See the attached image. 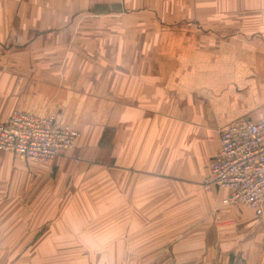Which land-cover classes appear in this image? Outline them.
<instances>
[{"label": "crops", "instance_id": "obj_1", "mask_svg": "<svg viewBox=\"0 0 264 264\" xmlns=\"http://www.w3.org/2000/svg\"><path fill=\"white\" fill-rule=\"evenodd\" d=\"M16 109L81 131L42 163L0 151V195L38 194L17 264H264V209L202 187L221 130L264 117V0H0Z\"/></svg>", "mask_w": 264, "mask_h": 264}, {"label": "built area", "instance_id": "obj_2", "mask_svg": "<svg viewBox=\"0 0 264 264\" xmlns=\"http://www.w3.org/2000/svg\"><path fill=\"white\" fill-rule=\"evenodd\" d=\"M81 131L55 116L20 109L0 123V151L42 163L75 148ZM209 193L226 191L224 206L245 204L258 215L264 209V117L239 119L220 132V147L202 181Z\"/></svg>", "mask_w": 264, "mask_h": 264}, {"label": "rangeland", "instance_id": "obj_3", "mask_svg": "<svg viewBox=\"0 0 264 264\" xmlns=\"http://www.w3.org/2000/svg\"><path fill=\"white\" fill-rule=\"evenodd\" d=\"M21 158V157H20ZM35 163V162H33ZM34 183H28V186H33ZM38 194L34 193V190H28L27 194H2L0 195V221L8 220L9 218L12 221V224L9 227L11 241L4 243L5 249H10L11 257L5 258V260L10 261L11 264H17L19 258L17 253L26 247L27 252H30L34 247L35 243L29 240V237H32L38 227L32 225L33 216H34V202ZM24 216L21 225H18L14 218ZM27 224V225H26ZM1 227V226H0ZM21 232V235H20ZM25 235L26 240L20 241ZM0 248H3L2 242H0ZM27 263L33 264V258H27ZM3 258H0V264H2ZM31 262V263H30Z\"/></svg>", "mask_w": 264, "mask_h": 264}]
</instances>
